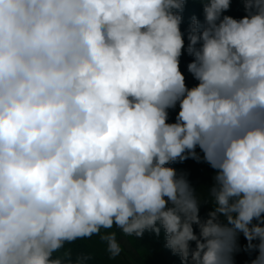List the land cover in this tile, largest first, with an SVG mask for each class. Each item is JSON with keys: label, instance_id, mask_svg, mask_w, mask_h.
Returning <instances> with one entry per match:
<instances>
[{"label": "clouds", "instance_id": "obj_1", "mask_svg": "<svg viewBox=\"0 0 264 264\" xmlns=\"http://www.w3.org/2000/svg\"><path fill=\"white\" fill-rule=\"evenodd\" d=\"M188 2L0 0V264H89L67 246L94 236L115 259L114 229L181 264H234L242 233L264 264V0H198L185 32Z\"/></svg>", "mask_w": 264, "mask_h": 264}, {"label": "rangeland", "instance_id": "obj_2", "mask_svg": "<svg viewBox=\"0 0 264 264\" xmlns=\"http://www.w3.org/2000/svg\"><path fill=\"white\" fill-rule=\"evenodd\" d=\"M203 6L198 0H189L186 4L183 17L184 21L181 25L182 31L187 30L191 18L196 16L203 22ZM226 15H231L235 18H241L245 15L244 5L241 0H232L231 7ZM192 57L188 56L185 52L180 59V69L185 75L186 84L190 87L192 75L187 70V65L191 62ZM179 108L170 110L169 120L174 122ZM190 166V171L195 173V186L194 188L210 187L213 183L212 176L214 175L213 169L207 163L197 162L193 159L186 160ZM117 231L118 239L122 245L121 255L126 257L130 264H181L179 255L172 254L171 250L165 247V237L161 230L159 236L153 232L145 231L142 237H124ZM193 247V246H192Z\"/></svg>", "mask_w": 264, "mask_h": 264}, {"label": "trees", "instance_id": "obj_3", "mask_svg": "<svg viewBox=\"0 0 264 264\" xmlns=\"http://www.w3.org/2000/svg\"><path fill=\"white\" fill-rule=\"evenodd\" d=\"M170 166L177 169L178 173L180 172L186 173L187 178L189 179L193 187L195 186V173L194 171H190L189 169L190 164L186 160L183 162H179V161L175 162ZM210 210L211 209L208 204L206 203L202 204L200 208L201 217L206 218L207 213ZM195 230L198 233V228H196ZM238 242L241 250L234 255V264H250V261L255 257V253H252L250 255L248 252L243 250L247 241L245 240L242 233L239 234L238 236ZM192 246L193 248L195 247L194 242H192L191 247ZM67 247L71 250L73 256L81 253L88 255L90 257L89 264H113L112 259L109 257V255H107L104 251L91 244L89 239L76 241L73 244L68 245Z\"/></svg>", "mask_w": 264, "mask_h": 264}, {"label": "crops", "instance_id": "obj_4", "mask_svg": "<svg viewBox=\"0 0 264 264\" xmlns=\"http://www.w3.org/2000/svg\"><path fill=\"white\" fill-rule=\"evenodd\" d=\"M89 241L91 242V244H93L94 246L101 249L102 251H104L107 254L106 244L100 239L99 236H94V237L90 238ZM112 262H113V264H130L128 259L126 257H124L123 255H120L119 257L112 259Z\"/></svg>", "mask_w": 264, "mask_h": 264}, {"label": "built area", "instance_id": "obj_5", "mask_svg": "<svg viewBox=\"0 0 264 264\" xmlns=\"http://www.w3.org/2000/svg\"><path fill=\"white\" fill-rule=\"evenodd\" d=\"M197 84V81L192 77L190 87H193Z\"/></svg>", "mask_w": 264, "mask_h": 264}]
</instances>
